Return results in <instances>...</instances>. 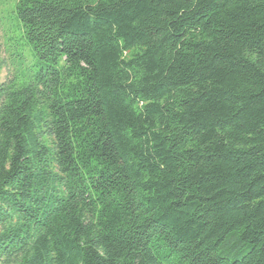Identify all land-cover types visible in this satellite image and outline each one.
Listing matches in <instances>:
<instances>
[{
    "label": "trees",
    "instance_id": "trees-1",
    "mask_svg": "<svg viewBox=\"0 0 264 264\" xmlns=\"http://www.w3.org/2000/svg\"><path fill=\"white\" fill-rule=\"evenodd\" d=\"M11 14L0 264H264V0Z\"/></svg>",
    "mask_w": 264,
    "mask_h": 264
},
{
    "label": "rangeland",
    "instance_id": "rangeland-1",
    "mask_svg": "<svg viewBox=\"0 0 264 264\" xmlns=\"http://www.w3.org/2000/svg\"><path fill=\"white\" fill-rule=\"evenodd\" d=\"M17 0H0V58L3 61V70L0 73V81L3 82L7 78H12L17 73V70H20L18 67V62L12 53L15 50L12 48V43L17 42V38L13 36L12 32H10L9 23L11 25H16V22L13 19V15L11 11L16 4ZM16 36L19 35V32L15 33ZM13 42H10V40ZM20 45H23L20 42ZM21 49L24 50L27 58L26 61L22 60V64L24 67L28 68L32 65L34 58L31 57L29 53V48L20 47L17 49L19 52Z\"/></svg>",
    "mask_w": 264,
    "mask_h": 264
}]
</instances>
